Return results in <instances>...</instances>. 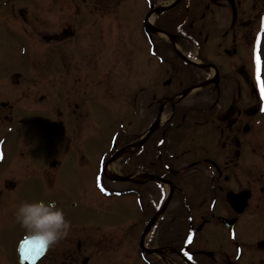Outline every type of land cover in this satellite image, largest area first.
<instances>
[{
    "label": "flooded vegetation",
    "instance_id": "flooded-vegetation-1",
    "mask_svg": "<svg viewBox=\"0 0 264 264\" xmlns=\"http://www.w3.org/2000/svg\"><path fill=\"white\" fill-rule=\"evenodd\" d=\"M263 7L264 0H0V218L23 201L78 208L71 235L40 264H99L95 251L113 241L87 227L93 188H47L60 182L63 159L88 184L91 139L112 127L114 145L99 156L105 163L123 150L120 176L174 185L163 204L155 182L105 189L120 200L117 243L131 264H264L252 63ZM111 117L133 121L115 125ZM161 118L144 144L126 148ZM48 131L56 140L47 142ZM228 193L248 197L245 209L230 207Z\"/></svg>",
    "mask_w": 264,
    "mask_h": 264
},
{
    "label": "rangeland",
    "instance_id": "rangeland-1",
    "mask_svg": "<svg viewBox=\"0 0 264 264\" xmlns=\"http://www.w3.org/2000/svg\"><path fill=\"white\" fill-rule=\"evenodd\" d=\"M258 55L260 56L261 59V79L264 80V45L261 47ZM33 54H31V57ZM255 67V63H254ZM257 84V82H256ZM257 88L259 92L261 93V90L259 86L257 85ZM68 93H71V87L68 89ZM262 94V93H261ZM264 95V94H262ZM262 120V119H261ZM109 132L108 131H95L94 132V143L95 145H98V143L106 144L108 137H109ZM259 137L263 139L264 141V122L261 123L260 129H259ZM96 152H95V157L93 159V162L91 164V171L89 173V179H88V184L87 187L91 188L93 181L95 180V183L101 181V169L99 167V150L101 147L95 146ZM261 159H264L263 155H260ZM264 161V160H263ZM257 162V161H256ZM262 163L261 161H259ZM260 172H264V169H262V166L259 165ZM80 172L75 170L72 164L67 163L66 166H64L63 171H62V177H63V183L61 186H59L57 189L58 191H63V194H69L70 192H66V190H74L73 188H86V185L83 187L81 182L78 180V175ZM112 186L118 187V185H113ZM120 200L115 199V200H106L101 197H97V200L94 202L92 201L89 205L95 207H92V210L89 213V219L91 224L97 225L98 230H97V236H102L104 233L108 234L114 242L111 241V243L106 246L105 249L101 250L99 253L100 259H108L111 257L110 261L111 264H121L122 261H120V253H121V247L120 245L116 242V238L118 239L120 235V226L116 223L111 225V223L114 221L119 220V213L118 210L113 209L114 205L119 204ZM66 219H68L70 222L73 220V217L76 214V211L73 210V208H62ZM111 213V217L109 216ZM104 232V233H103ZM26 232L14 221V219L11 221L9 228H0V240L6 239L8 242H0V249L1 247H11L16 244V241L19 240L23 235H25ZM16 247V246H15ZM13 250V248H12ZM112 254V255H111ZM11 255V254H10ZM98 257V258H99ZM129 260L128 262H133L132 259L133 257L131 255H128ZM9 258H13L12 256ZM3 258H1L2 261ZM16 262V261H15ZM12 264V263H10ZM15 264V263H13ZM16 264H18L16 262Z\"/></svg>",
    "mask_w": 264,
    "mask_h": 264
},
{
    "label": "clouds",
    "instance_id": "clouds-1",
    "mask_svg": "<svg viewBox=\"0 0 264 264\" xmlns=\"http://www.w3.org/2000/svg\"><path fill=\"white\" fill-rule=\"evenodd\" d=\"M14 221L46 249L66 238L72 228L62 208L43 200L21 202L15 209Z\"/></svg>",
    "mask_w": 264,
    "mask_h": 264
},
{
    "label": "snow or ice",
    "instance_id": "snow-or-ice-1",
    "mask_svg": "<svg viewBox=\"0 0 264 264\" xmlns=\"http://www.w3.org/2000/svg\"><path fill=\"white\" fill-rule=\"evenodd\" d=\"M257 42L259 43V38ZM254 63H255V79L257 85L261 90V93L264 94V80L261 79V59L255 49H254Z\"/></svg>",
    "mask_w": 264,
    "mask_h": 264
},
{
    "label": "bare ground",
    "instance_id": "bare-ground-1",
    "mask_svg": "<svg viewBox=\"0 0 264 264\" xmlns=\"http://www.w3.org/2000/svg\"><path fill=\"white\" fill-rule=\"evenodd\" d=\"M107 172H108V173L112 172V166H109V167L107 168Z\"/></svg>",
    "mask_w": 264,
    "mask_h": 264
},
{
    "label": "water",
    "instance_id": "water-1",
    "mask_svg": "<svg viewBox=\"0 0 264 264\" xmlns=\"http://www.w3.org/2000/svg\"><path fill=\"white\" fill-rule=\"evenodd\" d=\"M26 261H27V260H24L23 263H24V264H28Z\"/></svg>",
    "mask_w": 264,
    "mask_h": 264
}]
</instances>
